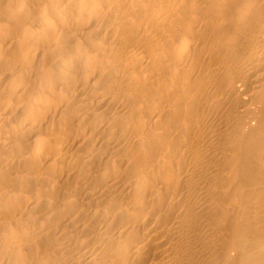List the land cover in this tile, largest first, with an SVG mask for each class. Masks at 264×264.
<instances>
[{
    "label": "bare ground",
    "instance_id": "bare-ground-1",
    "mask_svg": "<svg viewBox=\"0 0 264 264\" xmlns=\"http://www.w3.org/2000/svg\"><path fill=\"white\" fill-rule=\"evenodd\" d=\"M0 264H264V0H0Z\"/></svg>",
    "mask_w": 264,
    "mask_h": 264
}]
</instances>
